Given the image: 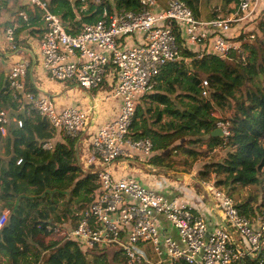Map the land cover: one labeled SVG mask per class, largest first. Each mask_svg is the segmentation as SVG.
Listing matches in <instances>:
<instances>
[{
    "label": "built area",
    "instance_id": "obj_1",
    "mask_svg": "<svg viewBox=\"0 0 264 264\" xmlns=\"http://www.w3.org/2000/svg\"><path fill=\"white\" fill-rule=\"evenodd\" d=\"M29 1L43 23L39 56L48 78L54 82L71 81L81 90L92 91L111 83L115 77L116 84L105 92V99L120 100L116 120L102 124L91 137L87 161L96 167L98 188L90 194V202L73 223L60 222L46 227L45 232L54 239L74 242L82 252L96 247L112 249L121 253L126 264H153L148 257L149 249L158 259L164 249L173 263L264 264L262 213L245 216L226 191L212 182L201 183L210 196L212 211L219 215V225L209 228L200 211L186 199L166 197L147 189L135 178L117 175L116 168L120 161L147 159L152 154V143L132 138L130 129L138 99L153 89L166 64L181 59L176 33L183 47L199 50L197 59L212 55L230 60L236 56L244 61L246 52L229 34L233 24L246 23L255 17L261 0H235L226 19L211 20L194 17L179 0H160L162 7L157 13L154 10L159 0H134L136 10L118 8L116 0H105L107 5L100 10L98 19L81 25L74 36L50 12L47 2ZM69 1L72 6L73 0ZM87 8L85 0L73 7L76 21ZM20 22L29 27L28 15L22 10L17 12L16 21L4 29L10 51L18 50L16 30ZM134 35L138 39L134 40ZM29 70L28 61L12 64L6 74L7 89L18 103L24 102L29 110L44 118L54 132L77 140L86 129L87 112L76 106L57 109L49 96L31 92L26 85ZM200 88L201 96L206 98L207 80H202ZM11 123L18 128L22 126L21 120L0 110V136H6ZM215 126L224 138L229 135L227 119H218ZM42 148L52 150L53 143H43ZM20 163L18 160L17 164ZM7 217L6 211L0 212V231ZM161 221L174 230L175 238L163 233Z\"/></svg>",
    "mask_w": 264,
    "mask_h": 264
},
{
    "label": "trees",
    "instance_id": "obj_2",
    "mask_svg": "<svg viewBox=\"0 0 264 264\" xmlns=\"http://www.w3.org/2000/svg\"><path fill=\"white\" fill-rule=\"evenodd\" d=\"M42 1L47 2L50 12L61 19L72 36L78 34L81 25L96 21L100 10L107 5L105 0H101V4L85 0L87 11L76 21L73 7H78L81 0H73L72 6L69 0ZM179 1L194 17H199L200 0ZM223 1L227 5L235 0ZM10 3L17 5L18 2L0 0V9ZM116 6L136 10L137 3L116 0ZM18 10L28 15L29 26L35 24L38 28L35 32H42L40 13L35 8L31 11L20 5ZM254 20H257L256 29L261 36L259 43H262L264 0L251 21L240 23L238 29L235 26L239 24L231 27V39L240 42L246 52L244 61L236 56L230 60L212 55L197 59V49L183 47L176 33L181 59L161 69L156 78L159 81L156 94L149 96L155 106L144 109L137 102L130 129L132 138L150 140L155 154L145 162L163 171L160 173L171 170V156L184 155L194 164L214 149L221 151L219 159L206 162L195 183L201 185L214 177V185L230 196L237 187L259 186L262 198L259 206L249 202L236 205L245 216L261 214L260 208L264 207V48L246 41V31L250 27L247 23L250 25ZM26 28L23 26L16 34ZM133 37L138 39L137 35ZM204 79L209 90L206 98L201 96L200 88ZM105 85L102 84L103 88ZM1 87L0 84V90ZM29 88L37 94L32 86ZM172 93H175L174 103L171 102ZM1 100L3 105L11 101L3 95ZM22 109L11 115L21 120L22 126L8 127L5 154L0 157V212L8 213L0 231V264H126L117 251L110 260L105 252L108 248L96 247L82 252L74 242L54 239L45 232L46 227L76 220L90 202V194L98 188L97 170L94 165L84 167L78 162L76 142L64 134L63 143L53 140V149L44 150L42 144L51 140L54 130L26 104ZM215 110L223 116L228 113L225 119L229 121V135L225 138L211 135L218 120L213 114ZM164 118L167 120L163 121ZM148 120L152 121L150 126ZM193 144L205 145V148L192 150ZM183 164L188 165L185 161Z\"/></svg>",
    "mask_w": 264,
    "mask_h": 264
},
{
    "label": "crops",
    "instance_id": "obj_3",
    "mask_svg": "<svg viewBox=\"0 0 264 264\" xmlns=\"http://www.w3.org/2000/svg\"><path fill=\"white\" fill-rule=\"evenodd\" d=\"M23 1L24 0H18L17 5L10 3L5 8L3 7L0 9V84L2 86L0 91H3L2 93L0 92V110L6 111L9 115H12V114L17 113V111H15V105H16V109L18 110V107L21 108L20 105L25 104L24 102L20 104L16 101L13 94L7 89L5 81H6V74L9 70V67L12 64L22 61V60L28 61L30 63V70L26 77V85L28 89H30L29 86H32V88H34L37 91V94H41L42 96L44 95L49 96L51 100L53 101V103L56 105L57 109H63L68 106H76L87 112L88 125L85 131L83 132V134H81V136L77 140H75L76 146L78 148V152H77L78 162H80L81 165H83L84 167H87L88 165H90L88 164L87 159H88V153H89L90 144H91V137L93 133L102 124L106 122H113L114 120H116L120 112V100L105 99V94H106L105 92L107 90H110L113 86H115L116 78L112 77L111 83H107V86L105 85L106 87L103 88V86L101 85L99 89L92 90V91L79 90L78 87H76V85L71 81L60 82L59 84L55 83L54 81H51L40 64L39 37L41 33L35 32L36 29H38L35 27V24L33 26H29V28L27 27L25 30H22L20 32L18 31L19 33L16 34V40L18 44L20 42L22 43L21 45L19 44L17 51H10L5 43L4 29L7 28L8 26H11L12 23L16 21L17 12L19 11L18 7L20 5L27 6V8L30 9L31 11L33 9V6L29 5L30 1L28 2V4H24ZM69 2H72V1H69ZM230 4H232V2L227 5H224L222 3V5L220 6L215 5V6L210 7L206 1L200 0L199 6H198V10H199L198 19L200 20L201 19L202 20L226 19L228 17V14L231 13L233 10L231 8L232 5ZM161 7H162V3L159 0V5L155 8L154 13H157L159 8ZM241 24L235 26V29H238L236 27H240ZM21 28H23V26L21 25V22H20V26L19 28H17V30L18 29L20 30ZM40 28L41 29L43 28V23H41ZM31 31L33 33H31ZM211 32L212 30H208V33H211ZM196 51H199V50H196ZM37 52H38V57H39L38 59L36 58ZM187 61L188 60H185V63L189 67ZM160 82L162 84L164 83L163 80H161ZM157 84H159V81L155 79L153 89L148 94H146L143 98H140L138 100V102L143 100L144 104L146 105L144 109H147L151 106H155L156 103L153 102L149 98V96L156 94L155 87ZM4 88H6V91H4L5 90ZM1 95L7 96L9 100L11 99V101L6 103V105H3L1 102L2 101ZM174 95L175 93H172L170 95L171 102L173 103L176 102L174 100ZM11 102H14L15 105L13 106ZM159 107L163 108V105H159ZM151 122L152 121L148 120V126H150L149 124ZM9 126L14 127V124L11 123ZM88 126L91 129L90 131H89ZM7 132H8V129H7ZM6 136L4 137L0 136V157H2L5 154ZM53 140L57 143L58 142L63 143L64 142L63 133L53 132L51 140L46 141V142L53 143L54 142ZM201 147L204 149L205 145H202ZM154 154L155 153L152 152V154L147 159L143 158L140 160L139 158H134V160L128 159L126 161L118 162L117 164L118 166H116L117 175H124V176L131 177L134 173H139L140 175H138L137 178L135 177L134 178L143 187L156 191L157 193L164 195L166 197H180V198L186 199V201L189 204H191L197 210L200 211L199 214L203 218H205V220L207 221L209 225V228L217 227L220 222L219 215L217 213L214 214V212L212 211V208L210 206L211 204L210 196L205 190L202 189L204 191L203 192L199 188V186H197L195 183H194L195 185L192 186V188H190L191 187L189 186L190 179H188L189 177L187 178V176L184 173H182L183 176L178 174L179 176L176 178V180H172L171 175H169L168 172L165 174L164 173L159 174L158 176L160 178L157 180V182L159 181L163 183V182L168 181V183L167 184L160 183L158 186H156V183H155L156 181L154 182L152 181L151 178L144 175L143 167H146V169L150 171L149 173H152L151 171H154L157 169L156 167L145 162ZM160 154H164V153H160ZM182 158L188 161V158H186V156L183 155ZM173 160L174 158L171 156L170 157L171 163L169 162V166L171 168L170 171L172 172L175 171V169H177L175 166L176 164H174ZM149 173L148 174L146 173V174L149 175ZM163 175H167L169 180H167L168 178ZM159 190L160 192H158ZM161 227H163V231L165 230L163 233H168L174 238L176 237L174 230L171 229L164 221H161ZM148 257L153 264L155 263L156 264H180L181 263V262L173 263L169 261L167 255L165 254L164 249H163V254L161 258L158 259V257L155 256L150 249L148 251Z\"/></svg>",
    "mask_w": 264,
    "mask_h": 264
},
{
    "label": "rangeland",
    "instance_id": "obj_4",
    "mask_svg": "<svg viewBox=\"0 0 264 264\" xmlns=\"http://www.w3.org/2000/svg\"><path fill=\"white\" fill-rule=\"evenodd\" d=\"M204 1H206L210 7L215 6V5H219L220 6L224 2L223 0H204ZM17 2H18V0H17ZM28 2H29V0H24L23 1L24 4H28ZM29 5H30V3H29ZM230 5H232L231 8L234 9L235 2H232V4H230ZM256 24H257V20H254L250 25L247 23V25L250 26V27H248L249 30L246 31L247 32L246 33V41H248L250 43L253 42L254 44H259L261 46V48H264V42L259 43V39L261 38V36H260V34L258 33V31L256 29ZM249 36H253V39H250ZM36 58L37 59L39 58L38 57V52H37ZM55 83L59 84L60 82H56L55 81ZM78 89L81 90L80 88H78ZM139 102H140L141 106H143V107L146 106L144 104L143 100H141ZM5 110H7V109H5ZM213 114H214V116L217 119H225L227 117V115H228V113H226V116H223L219 110H215ZM164 120H167V118H164ZM87 125H88V120H87ZM88 128H89V126H88ZM90 130L91 129L89 128V131ZM190 148L192 150L193 149H196V150L203 149L199 144H193V145H191ZM217 151H218V149H216V150L214 149L211 153H209L206 156L205 159H198L195 163L193 162L194 165L192 164V160L189 159L188 157H186V158H188V161H187V160L183 159L182 156L175 155V156H173V158H174L173 161H174V164H176L175 166H176L177 169H175V171H173V172L169 171L168 173H169V175H171L172 180H176V178L179 176L178 174L182 175V173H184L187 176V178L189 177L188 178V179H190L189 186H191L190 188H192V186H194L196 184L195 181L198 178L199 172L201 171L202 168L204 169V166L206 164L205 162H207L208 160L211 161L212 159L217 160V159L220 158L222 152L218 151V153H217ZM182 161H185L188 165L183 164ZM191 164H192L193 167L190 166ZM143 170H144L143 173H144L145 176H148L154 182L156 181L155 182L156 186H158L160 183L161 184H163V183L167 184L168 183V181L167 182H163V183L159 182V181L157 182V180L160 178L158 175L162 174L160 172H163V171L159 172V170L156 169L154 171H151L152 173H149L150 171H148L146 169V167H143ZM140 172H142V171H140ZM146 173L147 174L149 173V175H147ZM138 175H140V174L139 173H134L131 177L137 178ZM150 175H152V176H150ZM163 176H166L168 178L167 175H163ZM213 178L214 177H211L208 181H205V182H212L213 183ZM167 180H169V178ZM205 182H202V183H205ZM196 185L199 186V188L202 190L201 185H198V184H196ZM156 190H158V189H156ZM158 192H160V190ZM231 196L234 199L236 205H239V204L244 203V202H249L250 204L254 203V204L259 206L262 203V198H261V195H260V192H259V186H250V187H245V188L237 187V189H235V191L231 194ZM260 210H261L262 214L264 215V207H261ZM105 252L108 255L109 259L112 260L114 254H115V253H113L114 250L106 249Z\"/></svg>",
    "mask_w": 264,
    "mask_h": 264
},
{
    "label": "water",
    "instance_id": "obj_5",
    "mask_svg": "<svg viewBox=\"0 0 264 264\" xmlns=\"http://www.w3.org/2000/svg\"><path fill=\"white\" fill-rule=\"evenodd\" d=\"M211 135L212 136H216V137L223 138V134H222L221 130L220 129H217V128L211 133Z\"/></svg>",
    "mask_w": 264,
    "mask_h": 264
}]
</instances>
